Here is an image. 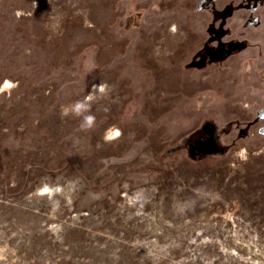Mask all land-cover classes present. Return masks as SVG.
Instances as JSON below:
<instances>
[{"label": "rangeland", "instance_id": "1", "mask_svg": "<svg viewBox=\"0 0 264 264\" xmlns=\"http://www.w3.org/2000/svg\"><path fill=\"white\" fill-rule=\"evenodd\" d=\"M39 1L29 29L61 59L108 13L107 0ZM1 92L0 264H264L263 147L196 167L154 165L149 150L110 163L133 129L115 127L106 74L47 112Z\"/></svg>", "mask_w": 264, "mask_h": 264}, {"label": "flooded vegetation", "instance_id": "2", "mask_svg": "<svg viewBox=\"0 0 264 264\" xmlns=\"http://www.w3.org/2000/svg\"><path fill=\"white\" fill-rule=\"evenodd\" d=\"M107 1L103 26L61 59L29 29L39 0H0L22 18L10 26L0 10V95L47 112L106 74L115 127L133 129L110 163L149 150L154 165L196 167L264 148V0Z\"/></svg>", "mask_w": 264, "mask_h": 264}, {"label": "clouds", "instance_id": "3", "mask_svg": "<svg viewBox=\"0 0 264 264\" xmlns=\"http://www.w3.org/2000/svg\"><path fill=\"white\" fill-rule=\"evenodd\" d=\"M82 108H83V105H77L76 108L74 109V111L76 112V114L79 115ZM91 120H92V117H90V116L89 117H86V122L87 123L90 124L91 123Z\"/></svg>", "mask_w": 264, "mask_h": 264}, {"label": "bare ground", "instance_id": "4", "mask_svg": "<svg viewBox=\"0 0 264 264\" xmlns=\"http://www.w3.org/2000/svg\"><path fill=\"white\" fill-rule=\"evenodd\" d=\"M113 133L116 134V133H117V130L114 129V130H113Z\"/></svg>", "mask_w": 264, "mask_h": 264}]
</instances>
